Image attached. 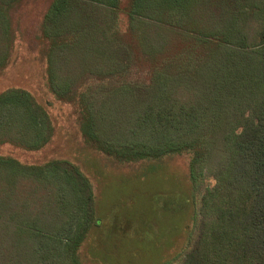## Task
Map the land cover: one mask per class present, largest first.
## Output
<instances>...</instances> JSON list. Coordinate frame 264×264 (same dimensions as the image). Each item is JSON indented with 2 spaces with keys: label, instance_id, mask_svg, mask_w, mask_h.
<instances>
[{
  "label": "trees",
  "instance_id": "16d2710c",
  "mask_svg": "<svg viewBox=\"0 0 264 264\" xmlns=\"http://www.w3.org/2000/svg\"><path fill=\"white\" fill-rule=\"evenodd\" d=\"M29 11L85 147L133 169L183 159L193 187L215 165L180 264H264V0H0V72ZM53 134L30 91L0 93V146L36 151ZM98 221L75 163L0 154V264H86Z\"/></svg>",
  "mask_w": 264,
  "mask_h": 264
},
{
  "label": "rangeland",
  "instance_id": "374dc122",
  "mask_svg": "<svg viewBox=\"0 0 264 264\" xmlns=\"http://www.w3.org/2000/svg\"><path fill=\"white\" fill-rule=\"evenodd\" d=\"M30 14L18 16L13 57L0 72V93L16 88L30 91L47 105L54 134L40 150L5 144L0 154L25 164L68 159L88 176L99 221L81 249L86 264H180L181 253L197 236L201 196L215 183V165L203 169L193 187L183 159L133 169L130 164L110 163L85 147L78 132L77 107L58 100L47 84L40 24Z\"/></svg>",
  "mask_w": 264,
  "mask_h": 264
}]
</instances>
